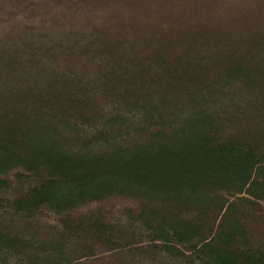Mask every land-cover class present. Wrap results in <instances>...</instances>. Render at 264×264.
<instances>
[{"label": "trees", "instance_id": "1", "mask_svg": "<svg viewBox=\"0 0 264 264\" xmlns=\"http://www.w3.org/2000/svg\"><path fill=\"white\" fill-rule=\"evenodd\" d=\"M0 264H264V0H0Z\"/></svg>", "mask_w": 264, "mask_h": 264}, {"label": "bare ground", "instance_id": "2", "mask_svg": "<svg viewBox=\"0 0 264 264\" xmlns=\"http://www.w3.org/2000/svg\"><path fill=\"white\" fill-rule=\"evenodd\" d=\"M61 255V254H60Z\"/></svg>", "mask_w": 264, "mask_h": 264}]
</instances>
